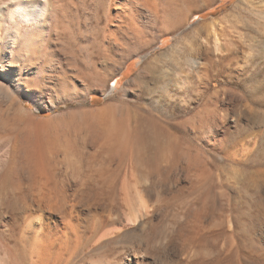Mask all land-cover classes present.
<instances>
[{
	"label": "rangeland",
	"instance_id": "374dc122",
	"mask_svg": "<svg viewBox=\"0 0 264 264\" xmlns=\"http://www.w3.org/2000/svg\"><path fill=\"white\" fill-rule=\"evenodd\" d=\"M1 6L0 264H38L36 235L53 242L46 264H235L261 245L264 0H45L34 21ZM168 68L186 81L160 82ZM94 120L140 132L105 151ZM33 129L57 206H37L22 158L6 170Z\"/></svg>",
	"mask_w": 264,
	"mask_h": 264
},
{
	"label": "bare ground",
	"instance_id": "6f19581e",
	"mask_svg": "<svg viewBox=\"0 0 264 264\" xmlns=\"http://www.w3.org/2000/svg\"><path fill=\"white\" fill-rule=\"evenodd\" d=\"M11 1H12L13 6H12V8H10L11 10H8V15L10 18H14L15 16H18L25 21H34V20H36L38 14L42 8V4L44 3L45 0H11ZM126 1L128 4H131L132 6H137V3H138V0H126ZM5 4L6 3H3L2 5H5ZM3 7L1 6V8H0V17H2L3 13H5L3 9L6 7H4V8ZM251 29H253V28L251 27ZM256 32H258V30ZM212 36L214 37V35H212ZM30 38H31V36H30ZM30 40L31 39L28 38V39H26V41H24L25 48H27L28 45L30 44ZM254 47H255V45H254ZM254 54L258 58H264V42H261V41L258 42V44L256 45V49L254 50ZM196 61H197V59H193V60L191 59V60H188L187 62H189V65L192 66ZM162 75H161L162 78H161L160 82L164 81L166 79H170V80L173 79L177 83H184V81H186V77L184 75L176 73L175 71H173L172 69H169V68L167 70L166 69L163 70ZM106 121L109 122L110 120L109 121L108 120H104V121L98 120L96 122L94 120V123L89 122L88 123L89 124V131H90L91 135L94 138L99 136L98 134L104 135L105 139H104V142H102L101 144H103L104 148H106V149H104L105 151L107 149L109 150L113 145H118L120 147L123 146L127 150V145H126L127 141H129V140L132 141V139L136 140V137L138 136V134L140 132L138 122L133 121L130 124L129 123L127 124V123L116 122V125H112V122H111L110 126H108L107 125L108 123L107 124L105 123ZM88 124L86 123V125H88ZM114 124H115V122H114ZM15 125H16L15 122L12 123L9 126L10 129H12L13 127H16ZM86 125H85V127H86ZM6 128L7 127H5V129ZM86 130H88V129H86ZM89 131H88V133H89ZM32 133L35 136L34 141H31L30 136H29L31 134V131H29L27 134H25V136L23 138H19L18 136H15L12 138L14 140L11 143L12 144L11 150H10L11 151V157H10L9 162L7 161V164L5 165L6 170L9 174H12L16 170V163H17L16 159L22 158L25 161V167H27V169L29 171V175H30L31 180H33L32 181L33 184H36V186L34 185L35 186L34 188L36 190V195H37L36 197L39 198V202L36 200V202H38L37 206L39 208L40 207H45V208L49 207L48 204H55V206H57V203L53 202L54 199L56 200V197L53 198L54 196L52 195V193L54 194V191H55L54 188L55 187L50 188L49 190H47V192H45V190H44L45 188H47L46 185L49 183V181L52 180L48 176L44 175V170L45 169L48 170V167H51V166H49V164L52 163V161H53L52 157H51L52 160H49L50 158H48V156L51 154V152L48 151V152L42 153V144H41V141H39V135L41 134V132L38 131L37 129H35V130L33 129ZM12 139H11V141H12ZM129 143H130V141H129ZM131 146H133V145H131ZM123 147L121 149H123ZM113 149H116V148H113ZM125 149H124V151H125ZM9 155H10V153H9ZM108 157H109V155H108ZM49 174H52L51 170H50ZM37 175L40 177V180H38ZM4 177H6V175L1 176V178H0V198H1L2 189H3L2 185L4 184L5 181H7L6 180L7 178H8V181L11 179L10 175L6 179ZM41 178H43V179L41 180ZM10 183H12V181ZM49 193H50V195H49ZM52 198H53V200H52ZM141 202L142 203H141L140 207L139 208L137 207V209H136V213L138 215L137 217L140 220H141V217H144L147 214V212H149L148 209L151 208V207H149V205L146 202H144L142 200H141ZM139 203H138V205H139ZM54 208H57V207H54ZM103 212H104L103 214H107L108 216H110L113 219L118 218V217H114L113 215H115V214L112 215L107 209L103 210ZM224 224H226V223H224ZM100 225H101V222H99V228L94 235V239H96L103 230V228ZM104 231H105V229L103 230V233H104ZM45 238L46 239L44 240V237H40V235H36V242H37V245H39L37 250H36L37 254L39 255L38 262H37L38 264H46L50 260L53 242L48 237L45 236ZM260 239H261V242H260L261 245L260 244H258V245L252 244L249 247L242 246L241 248H236V251H234L235 256H236L234 258V259H236L235 264H256L254 261H257V260L261 261L262 264H264V234H262V236L256 240L257 243H259ZM231 242L234 244L233 241H231ZM231 242H230V244H232ZM235 247H236V245H235ZM233 248H234L233 246L231 248H228L227 252H230V251L233 252ZM202 255H204V254L201 253L200 251L199 252L198 251L197 252L190 251V253H188L187 256L186 257L184 256V257L186 258V260H191L193 258H197L198 256H202Z\"/></svg>",
	"mask_w": 264,
	"mask_h": 264
}]
</instances>
